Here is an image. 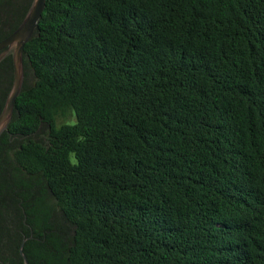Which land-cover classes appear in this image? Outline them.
<instances>
[{"label":"trees","instance_id":"1","mask_svg":"<svg viewBox=\"0 0 264 264\" xmlns=\"http://www.w3.org/2000/svg\"><path fill=\"white\" fill-rule=\"evenodd\" d=\"M23 64L0 164L47 196L29 264H264V0H46Z\"/></svg>","mask_w":264,"mask_h":264},{"label":"flooded vegetation","instance_id":"2","mask_svg":"<svg viewBox=\"0 0 264 264\" xmlns=\"http://www.w3.org/2000/svg\"><path fill=\"white\" fill-rule=\"evenodd\" d=\"M9 74L10 69L7 64L0 66V100L3 101L11 86L10 84L8 88ZM3 151L0 149V153ZM44 191L40 183L30 187L18 183L17 175L9 173L6 166L0 164V264L18 263L16 250L19 247L17 248L15 243L18 237L22 236L21 240L27 237L26 232L33 233L32 224L26 220L27 214L23 204L30 207V210L35 206L43 214L47 198ZM31 218L34 219L32 213Z\"/></svg>","mask_w":264,"mask_h":264},{"label":"water","instance_id":"3","mask_svg":"<svg viewBox=\"0 0 264 264\" xmlns=\"http://www.w3.org/2000/svg\"><path fill=\"white\" fill-rule=\"evenodd\" d=\"M45 4L46 0H32L18 26L9 35L0 40V62L9 55L12 59L11 86L3 104H0V136L5 130H7L8 125L12 120L15 100L23 87L24 45L35 33ZM28 238L29 237H24L18 248L23 264H29L26 254L23 251L24 243Z\"/></svg>","mask_w":264,"mask_h":264},{"label":"rangeland","instance_id":"4","mask_svg":"<svg viewBox=\"0 0 264 264\" xmlns=\"http://www.w3.org/2000/svg\"><path fill=\"white\" fill-rule=\"evenodd\" d=\"M63 121H68V122L74 121V115H73V113L69 112L68 115L66 116V118H62L61 117L60 119H58V123H61Z\"/></svg>","mask_w":264,"mask_h":264}]
</instances>
